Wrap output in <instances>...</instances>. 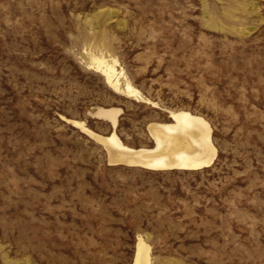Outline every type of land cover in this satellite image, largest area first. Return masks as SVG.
Segmentation results:
<instances>
[{"label": "rangeland", "instance_id": "1", "mask_svg": "<svg viewBox=\"0 0 264 264\" xmlns=\"http://www.w3.org/2000/svg\"><path fill=\"white\" fill-rule=\"evenodd\" d=\"M97 107L133 147L168 109L200 114L216 158L110 164L68 121L106 135ZM139 235L151 264H264V0H0V264H131Z\"/></svg>", "mask_w": 264, "mask_h": 264}, {"label": "bare ground", "instance_id": "2", "mask_svg": "<svg viewBox=\"0 0 264 264\" xmlns=\"http://www.w3.org/2000/svg\"><path fill=\"white\" fill-rule=\"evenodd\" d=\"M87 63L100 72L114 90L137 101L150 102L131 83L123 68L117 67L115 56L91 52ZM120 111L116 107H97L93 112L97 117L110 121L112 130L106 135L94 132L82 120L68 121L106 148L110 164L139 166L150 170H190L207 167L214 162L217 149L213 143L211 125L200 114L183 108L168 109L165 120L157 119L146 125L151 145L133 147L125 144L115 131ZM131 264H151L150 245L140 235L135 242Z\"/></svg>", "mask_w": 264, "mask_h": 264}]
</instances>
